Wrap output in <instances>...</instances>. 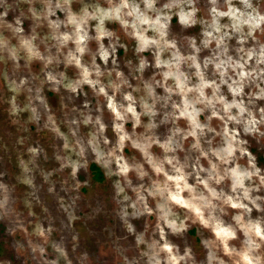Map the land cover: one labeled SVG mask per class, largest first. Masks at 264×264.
I'll list each match as a JSON object with an SVG mask.
<instances>
[{
  "label": "clouds",
  "instance_id": "clouds-1",
  "mask_svg": "<svg viewBox=\"0 0 264 264\" xmlns=\"http://www.w3.org/2000/svg\"><path fill=\"white\" fill-rule=\"evenodd\" d=\"M0 114L18 256L264 264V0H0Z\"/></svg>",
  "mask_w": 264,
  "mask_h": 264
},
{
  "label": "rangeland",
  "instance_id": "rangeland-1",
  "mask_svg": "<svg viewBox=\"0 0 264 264\" xmlns=\"http://www.w3.org/2000/svg\"><path fill=\"white\" fill-rule=\"evenodd\" d=\"M50 100L55 101L56 98L50 96ZM58 103L56 104V107H58ZM8 128V124L6 121V118L3 114H0V135L5 134V130ZM0 155H3L0 153ZM15 159L12 158L11 161L8 160L7 157H4V159L0 160V170H4L5 168L9 171V173H12L15 171ZM95 170V169H94ZM95 182V180H94ZM39 211V209H37ZM60 220L57 219V226L59 227ZM83 228V225L81 226ZM56 239H59V234H54ZM20 235L17 234L16 239H19ZM13 237H11L8 232L6 231L5 224L0 223V260H10L12 261V264H35V261H32L31 258H27L23 255L18 256V254L13 250L11 247L12 245ZM90 247V250L94 253H96L98 256H103L104 253H106L107 249L103 247H99L95 240L89 238L87 241H85ZM62 264V262H61Z\"/></svg>",
  "mask_w": 264,
  "mask_h": 264
}]
</instances>
